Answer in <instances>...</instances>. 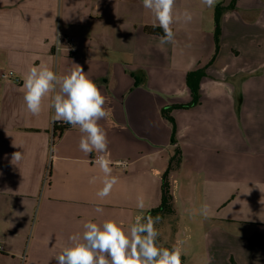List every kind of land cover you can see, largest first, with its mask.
Listing matches in <instances>:
<instances>
[{
    "label": "crops",
    "instance_id": "0c3cea01",
    "mask_svg": "<svg viewBox=\"0 0 264 264\" xmlns=\"http://www.w3.org/2000/svg\"><path fill=\"white\" fill-rule=\"evenodd\" d=\"M229 1L176 0L193 20L174 24L175 42L161 50L144 32L154 19L142 0H0V264H56L89 219L130 227L160 204L177 148L181 163L168 179L182 244L177 235L169 245L186 264H264V0H237L223 14L200 103L171 112L175 143L161 116L190 101L186 74L213 56L214 10ZM57 35L75 39L74 55L66 45L55 51ZM41 63L61 75L80 65L106 97L110 115L99 123L119 180L103 200L98 154L80 151L78 127L55 137V124L66 123L53 122L48 98L40 115L26 110L23 76ZM9 72L18 81L1 77Z\"/></svg>",
    "mask_w": 264,
    "mask_h": 264
},
{
    "label": "clouds",
    "instance_id": "9594fccd",
    "mask_svg": "<svg viewBox=\"0 0 264 264\" xmlns=\"http://www.w3.org/2000/svg\"><path fill=\"white\" fill-rule=\"evenodd\" d=\"M215 2L201 0V4L209 8ZM142 5L152 14L154 26L163 30L158 42L161 50L175 42L174 24H188L193 20L192 12L187 8L177 11L176 0H142ZM22 91L26 110L32 116L41 114L44 100L48 98V107L53 110V122L61 121L78 127L81 133L80 151L85 155L98 154L94 163L103 173V187L96 195L101 200L107 197L119 178L112 175L109 141L99 123L110 112L105 108L106 97L97 84L78 64H74L67 74L61 75L48 64L41 63L30 67L23 76ZM21 159V152L12 154L13 164ZM95 180L96 177H93L89 182L94 183ZM144 207V200L138 197L137 208L142 210ZM96 211L101 212L102 209L98 207ZM203 211L207 213L206 206ZM160 220V216L137 215L130 227H125L122 222L112 219L102 223L89 219L83 222L82 232L68 237L69 243L54 259L56 264H182L181 248L160 244L161 233L156 228Z\"/></svg>",
    "mask_w": 264,
    "mask_h": 264
},
{
    "label": "trees",
    "instance_id": "16d2710c",
    "mask_svg": "<svg viewBox=\"0 0 264 264\" xmlns=\"http://www.w3.org/2000/svg\"><path fill=\"white\" fill-rule=\"evenodd\" d=\"M235 7L234 2L230 4L228 7L218 4L214 10V41H215V50L214 54L211 57L210 61L203 66H196L195 68L189 70L185 77L186 86L190 92V101L187 104H175L170 105L161 110V116L165 119L171 126L172 134H171V143H175L176 136V123L175 119L172 117L171 112L175 109H186L196 106L200 103V85L202 79L206 76V69L210 66L218 52H219V42L221 37V20L225 11L233 9ZM144 32L154 36H162L163 30L160 27L156 26H146L144 27ZM69 129L68 124L57 123L54 126V136H61L64 131ZM181 151L179 148L174 150L172 157L169 159V165L166 171L162 174L161 180V196H160V204L147 211L144 216L151 215L153 217L160 216V222L164 221L167 217L175 215L174 208V196L170 189V183L168 179V175L171 171H175L179 168L181 163ZM157 225V224H156ZM164 247H171L170 245H165ZM182 258V264H186V258Z\"/></svg>",
    "mask_w": 264,
    "mask_h": 264
},
{
    "label": "rangeland",
    "instance_id": "374dc122",
    "mask_svg": "<svg viewBox=\"0 0 264 264\" xmlns=\"http://www.w3.org/2000/svg\"><path fill=\"white\" fill-rule=\"evenodd\" d=\"M233 2H234V4H236L237 0H230L229 3L227 4V7L230 4H232ZM173 204H174V208H175V215L167 217L164 221L159 222L156 225V228L161 233V236L159 237V242H160V244L162 246L169 245V243L171 241V237L173 236V238H174L177 235L179 236L180 244H182V240H181V238H182V233L181 232L182 231H181L179 223L175 222V220H174L176 215H177L176 209L179 208V204L176 205L175 200H174ZM146 213H147V211H144V212H141L140 215L144 216ZM34 223H35V219H31L30 228H29V234L32 232ZM29 237H31V235ZM18 254H23V253H18ZM8 257L11 258L10 256H8Z\"/></svg>",
    "mask_w": 264,
    "mask_h": 264
},
{
    "label": "built area",
    "instance_id": "2783aa9c",
    "mask_svg": "<svg viewBox=\"0 0 264 264\" xmlns=\"http://www.w3.org/2000/svg\"><path fill=\"white\" fill-rule=\"evenodd\" d=\"M57 41L59 43V45L57 44ZM57 41H55L54 43V49L55 51H59L60 48L64 45L67 46L68 51L70 53V55H74L76 52V46H75V39L72 37H68V36H58L57 35ZM2 78H13L15 81H18L17 79L14 78L13 73L9 72L8 74L3 73L1 75ZM114 165L120 167V168H125L128 163L126 161H118L115 162ZM1 246H0V250H1Z\"/></svg>",
    "mask_w": 264,
    "mask_h": 264
}]
</instances>
